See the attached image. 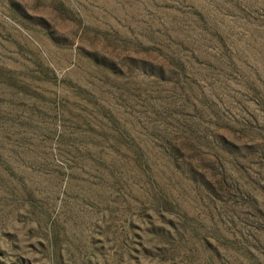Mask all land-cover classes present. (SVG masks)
<instances>
[{
	"label": "rangeland",
	"instance_id": "obj_1",
	"mask_svg": "<svg viewBox=\"0 0 264 264\" xmlns=\"http://www.w3.org/2000/svg\"><path fill=\"white\" fill-rule=\"evenodd\" d=\"M0 264H264V0H0Z\"/></svg>",
	"mask_w": 264,
	"mask_h": 264
}]
</instances>
